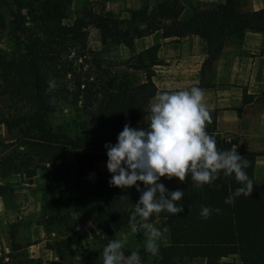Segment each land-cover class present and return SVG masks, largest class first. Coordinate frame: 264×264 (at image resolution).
<instances>
[{"label": "trees", "instance_id": "1", "mask_svg": "<svg viewBox=\"0 0 264 264\" xmlns=\"http://www.w3.org/2000/svg\"><path fill=\"white\" fill-rule=\"evenodd\" d=\"M69 1L0 0V9L5 10L0 12V35L5 32L12 45L9 56L0 52V125L7 133L20 132L22 146L21 151L13 149L0 159V177L21 170L32 177L34 165L52 164L68 157V189L74 192L70 207L101 232L104 247L114 239L115 232L130 229L129 218L140 193L135 186L126 190L110 186V173L92 185L83 178L94 162H107L104 146L117 143L125 124L143 128L145 119L150 117L148 100L155 93L151 68L157 61L158 45L131 55L123 62V71L111 73L96 64L97 81L91 83L87 73L75 74L65 58L66 49L83 51L88 27L98 31L102 47L121 44L131 49L135 38L160 30L162 22H166L163 38L178 40L194 35L205 44L206 57L201 69L209 70L225 41L240 40L246 30L264 33V0L259 10L250 13L240 10V0H224L212 9L194 8L186 21L178 19L182 9L179 0H162L150 10L143 4L128 11L122 19L88 10L70 25L64 23ZM22 9L24 13H20ZM135 73L142 76L138 82ZM50 78L58 85L52 92H48ZM52 97L55 103L68 98L74 105L81 99L88 119L77 125L70 122L65 127L58 126V132L54 131L50 122L55 105L50 103ZM209 110L213 122L206 126V131L215 135L217 149L238 148L234 139L216 134L215 111ZM237 150L250 161L246 171L255 185L251 197L240 196L233 205L225 204L238 185L234 178L222 174L215 184L202 190L193 186L190 174L184 183L162 177L159 182L169 192L184 191L180 202L184 212L177 216L160 214L168 242L160 246L158 256L152 257L145 248H124L125 255L138 251L141 260L149 258L155 264H183L194 259H201L204 264H223L222 259L227 257H236L239 264H264V183L257 182L253 174L255 158L261 153ZM140 187L143 189V184ZM94 196L93 202L79 205L81 200ZM202 205L221 211L213 212L205 220L200 215ZM43 209L49 212L48 224L62 217L59 206L52 202L44 201ZM8 237L13 246L12 231H8ZM93 261L103 264L100 258Z\"/></svg>", "mask_w": 264, "mask_h": 264}, {"label": "rangeland", "instance_id": "2", "mask_svg": "<svg viewBox=\"0 0 264 264\" xmlns=\"http://www.w3.org/2000/svg\"><path fill=\"white\" fill-rule=\"evenodd\" d=\"M103 5L101 0H70L64 23L72 24L75 18L88 10L104 14ZM0 12L5 13V10L1 8ZM20 13H24V10H20ZM111 16L122 19L125 15ZM0 52L7 56L12 52V45L5 32L0 35ZM118 52L119 44L102 47L97 30L88 27L84 50L77 51L68 47L65 58L71 62L76 75L83 76L87 73L91 77L88 80L91 83L97 81L95 73L99 68L110 70L111 73L126 70L123 62L128 58H120ZM96 64L99 68H95ZM135 77L138 82V75ZM87 119L81 99L75 105L68 98L65 101L57 99L50 115L51 125L57 132L58 126L65 127L70 122L77 125ZM144 123L146 127L150 123V117H147ZM21 147L20 132L7 133L0 125V159L13 149L21 151ZM106 165L105 161L94 162L84 176V181L92 185L105 179L109 175ZM32 169V177H27L22 170L0 177V217L7 225L6 230L0 226V264H96L93 259L100 258L104 237L70 207L74 195V192L68 189L71 176L70 159L66 157L52 164L40 163ZM94 200L96 196L81 200L79 205L85 206ZM44 201L59 206L62 217L57 222L48 224L46 214L49 212L43 209ZM154 224L163 232L160 246L167 244L165 222L160 220ZM8 231L13 232V246L10 244ZM125 237L124 248H145L143 233L133 234L130 229H121L114 234L116 240ZM141 261L142 264H155L149 258ZM222 263L239 264L236 257L224 258ZM183 264H204V261L194 259L184 261Z\"/></svg>", "mask_w": 264, "mask_h": 264}, {"label": "clouds", "instance_id": "3", "mask_svg": "<svg viewBox=\"0 0 264 264\" xmlns=\"http://www.w3.org/2000/svg\"><path fill=\"white\" fill-rule=\"evenodd\" d=\"M57 87L56 80L50 78L48 92ZM204 98V90L198 87L158 93L149 106L150 123L146 127L132 128L125 124L117 143L104 146L110 186L125 190L135 186L140 193L139 201L132 204L129 228L133 234L143 233L145 251L152 257L160 254L163 239V232L153 220L158 222L161 213L177 216L184 212L180 203L184 191L169 192L159 182L162 177L177 178L184 183L190 174L198 190L215 184L221 174L234 178L238 187L225 199L228 205H233L237 197H251L255 187L246 171L250 161L235 146L218 150L215 135L206 131L213 121ZM50 103H55V97ZM220 211L202 205L200 215L207 220L213 212ZM125 243L126 237L109 240L100 256L103 264H142L138 251L125 255Z\"/></svg>", "mask_w": 264, "mask_h": 264}, {"label": "crops", "instance_id": "4", "mask_svg": "<svg viewBox=\"0 0 264 264\" xmlns=\"http://www.w3.org/2000/svg\"><path fill=\"white\" fill-rule=\"evenodd\" d=\"M160 1L108 0L104 2L102 11L109 15H125L122 17L125 18L128 11L137 10L143 4L150 10ZM240 1V10L245 13L262 7V0ZM223 2L179 0L182 9L178 19L186 21L194 8L212 9ZM162 25L154 33L135 38L131 49L119 44L117 53L120 58H129L149 46L158 45L157 61L151 68L155 93L148 100V107L155 102L154 97L158 93L191 90L193 87L203 89L205 104L215 111L216 134L234 139L242 150L261 153L255 158L253 174L257 182L264 183V33L246 30L240 40L225 41L209 70H202L205 44L194 35L178 40L163 38L166 22ZM135 75L139 80L142 78L138 73ZM1 225L6 230L4 220Z\"/></svg>", "mask_w": 264, "mask_h": 264}]
</instances>
